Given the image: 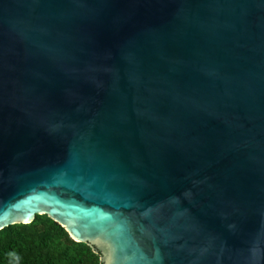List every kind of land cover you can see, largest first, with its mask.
Here are the masks:
<instances>
[{"label": "water", "instance_id": "1", "mask_svg": "<svg viewBox=\"0 0 264 264\" xmlns=\"http://www.w3.org/2000/svg\"><path fill=\"white\" fill-rule=\"evenodd\" d=\"M37 216L104 264H264V0H0V231Z\"/></svg>", "mask_w": 264, "mask_h": 264}, {"label": "trees", "instance_id": "2", "mask_svg": "<svg viewBox=\"0 0 264 264\" xmlns=\"http://www.w3.org/2000/svg\"><path fill=\"white\" fill-rule=\"evenodd\" d=\"M101 250L75 242L48 216L0 231V264H104Z\"/></svg>", "mask_w": 264, "mask_h": 264}]
</instances>
